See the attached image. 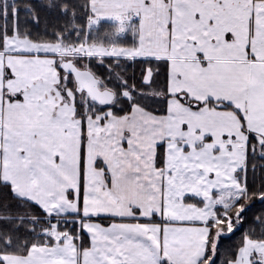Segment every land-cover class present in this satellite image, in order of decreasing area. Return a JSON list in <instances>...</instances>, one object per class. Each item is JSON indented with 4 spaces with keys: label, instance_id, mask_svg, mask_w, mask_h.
<instances>
[{
    "label": "snow or ice",
    "instance_id": "snow-or-ice-1",
    "mask_svg": "<svg viewBox=\"0 0 264 264\" xmlns=\"http://www.w3.org/2000/svg\"><path fill=\"white\" fill-rule=\"evenodd\" d=\"M257 202L264 0H0V264H264Z\"/></svg>",
    "mask_w": 264,
    "mask_h": 264
},
{
    "label": "trees",
    "instance_id": "trees-1",
    "mask_svg": "<svg viewBox=\"0 0 264 264\" xmlns=\"http://www.w3.org/2000/svg\"><path fill=\"white\" fill-rule=\"evenodd\" d=\"M261 207H264V206H262L260 203H256L255 204V207L252 209V212L249 214L250 216L251 215H253V214H255V213H258L259 212V210L261 209ZM238 237H239V233H237L236 234V236H234L233 238H232V241H235L236 239H238ZM227 243H229V241H226V244Z\"/></svg>",
    "mask_w": 264,
    "mask_h": 264
}]
</instances>
